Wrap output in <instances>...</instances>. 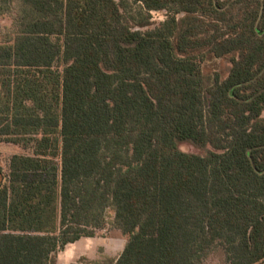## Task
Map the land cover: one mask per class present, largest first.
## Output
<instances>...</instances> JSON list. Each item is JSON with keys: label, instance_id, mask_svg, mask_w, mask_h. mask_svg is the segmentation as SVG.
Listing matches in <instances>:
<instances>
[{"label": "trees", "instance_id": "16d2710c", "mask_svg": "<svg viewBox=\"0 0 264 264\" xmlns=\"http://www.w3.org/2000/svg\"><path fill=\"white\" fill-rule=\"evenodd\" d=\"M2 19L0 140L32 153L0 165V264H58L108 223L120 255L72 264H262L264 0H0Z\"/></svg>", "mask_w": 264, "mask_h": 264}, {"label": "rangeland", "instance_id": "374dc122", "mask_svg": "<svg viewBox=\"0 0 264 264\" xmlns=\"http://www.w3.org/2000/svg\"><path fill=\"white\" fill-rule=\"evenodd\" d=\"M166 17L167 14L165 11H152V20L154 21V23L161 22L165 20ZM7 22L8 21H6L5 19L0 20V32L4 30V25H6ZM229 67V62L221 58L208 59L202 63V68L206 75L214 76V74L218 72L224 76L228 72ZM180 148L187 152H205L204 148L197 147L190 142H182L180 144ZM31 153L32 152H30L29 149L23 147L22 145H15L0 140V165L3 167L6 175L10 173L13 165L20 162L19 159L23 158V155H29ZM36 159L39 158L32 156L30 157V160L28 158L27 160L25 159V162L32 164ZM41 161L43 163V166H45L46 161H48L46 164H50L51 166L53 165V167H51V173L56 178L57 173H59V169L56 170V167L60 166V160L58 158L52 160L56 165H54L50 160L46 158H42ZM109 227L110 223H108L105 228L98 229L95 236L83 237V239L79 243L68 244L65 249L58 252V264H72L73 262L78 261L83 257H86L89 260H97L106 254L118 257L124 248L125 240L122 238L111 237L108 234ZM206 264H221L219 253H214L207 260ZM262 264H264V261L262 262Z\"/></svg>", "mask_w": 264, "mask_h": 264}, {"label": "crops", "instance_id": "0c3cea01", "mask_svg": "<svg viewBox=\"0 0 264 264\" xmlns=\"http://www.w3.org/2000/svg\"><path fill=\"white\" fill-rule=\"evenodd\" d=\"M82 239H83V238H81L80 240H78V241H76V242H74V243H72V244L79 243Z\"/></svg>", "mask_w": 264, "mask_h": 264}]
</instances>
